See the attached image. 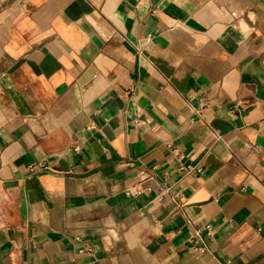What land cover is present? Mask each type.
Listing matches in <instances>:
<instances>
[{
    "label": "crops",
    "instance_id": "0c3cea01",
    "mask_svg": "<svg viewBox=\"0 0 264 264\" xmlns=\"http://www.w3.org/2000/svg\"><path fill=\"white\" fill-rule=\"evenodd\" d=\"M0 264H264V0H0Z\"/></svg>",
    "mask_w": 264,
    "mask_h": 264
}]
</instances>
